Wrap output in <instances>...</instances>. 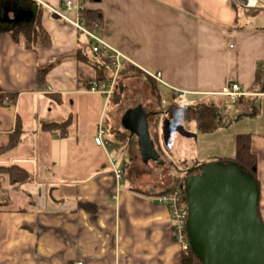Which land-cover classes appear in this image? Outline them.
Instances as JSON below:
<instances>
[{
	"label": "crops",
	"instance_id": "obj_1",
	"mask_svg": "<svg viewBox=\"0 0 264 264\" xmlns=\"http://www.w3.org/2000/svg\"><path fill=\"white\" fill-rule=\"evenodd\" d=\"M18 1L35 10L50 43L40 39L28 49L25 36L13 32L21 25L0 23V94H6L0 102V148L8 146L17 120L23 127L18 147L0 155V168L16 166L34 176L20 185L0 177V264H183L170 209L137 192L126 169L111 159L120 145L109 140L110 134L118 139L113 115L135 77L168 88L172 99L163 100L166 105L177 92L197 104L218 106L216 98L227 104L221 93L232 83L260 99L259 115L246 119L255 123L241 135H251L258 156L264 220V94L253 90L264 63V19L253 17L259 11L235 0H72L80 12L69 11V0ZM88 10L99 11L96 33L135 71L119 75L110 56L87 49L81 38L86 34L74 23ZM49 66L40 84V70ZM147 72L160 73L162 82ZM96 80L114 84L110 98L90 91ZM139 106L149 126L141 104L121 117L122 129L133 137L122 119ZM70 117L66 135L44 130ZM101 124L105 146L95 142ZM125 179L130 182L122 186Z\"/></svg>",
	"mask_w": 264,
	"mask_h": 264
},
{
	"label": "water",
	"instance_id": "obj_2",
	"mask_svg": "<svg viewBox=\"0 0 264 264\" xmlns=\"http://www.w3.org/2000/svg\"><path fill=\"white\" fill-rule=\"evenodd\" d=\"M35 18V10L18 0H0L3 25H31ZM122 124L138 138L145 164L164 163L141 106L128 110ZM184 189L188 201L187 236L202 264H264L261 191L250 172L235 163L203 164L188 171Z\"/></svg>",
	"mask_w": 264,
	"mask_h": 264
},
{
	"label": "rangeland",
	"instance_id": "obj_3",
	"mask_svg": "<svg viewBox=\"0 0 264 264\" xmlns=\"http://www.w3.org/2000/svg\"><path fill=\"white\" fill-rule=\"evenodd\" d=\"M241 13L243 18L246 12L242 10ZM258 16L264 19V12H255L253 15V17ZM85 36L82 35L81 38L85 41L87 49L92 53L93 43ZM147 78L149 77L147 76ZM142 79L135 77L133 83H130V87L125 88V94L118 103L119 110L113 115L114 130L118 139L115 134H110L109 137V140L120 144L117 149L111 150L113 163L123 172L126 169L127 178L132 181L133 187L141 191L161 192L170 188L178 179L185 177L186 173L194 168L196 162H206L212 158H233L236 155L238 136L249 132L244 131V128L250 130L252 124L255 123L245 119L239 124L234 123L214 134H201L197 130L196 123L177 124L163 114L158 117L160 110L158 109V98L154 82L150 78L149 81L145 82H142ZM160 91L162 99L171 103V91L164 87L160 88ZM215 101L218 102L222 114L236 116L234 106L223 103L220 98H216ZM256 102L260 106V99H257ZM140 104L149 113V130L162 155L161 159L164 161L162 165L153 161L145 164L141 158L138 138L131 136L122 129L121 117L124 112ZM196 104V100L190 97L188 105ZM112 108L113 103H110L108 110ZM108 117L110 118L109 114ZM108 117L107 119H109ZM259 125L263 127V124ZM128 179L122 182V186L129 184Z\"/></svg>",
	"mask_w": 264,
	"mask_h": 264
},
{
	"label": "trees",
	"instance_id": "obj_4",
	"mask_svg": "<svg viewBox=\"0 0 264 264\" xmlns=\"http://www.w3.org/2000/svg\"><path fill=\"white\" fill-rule=\"evenodd\" d=\"M81 22L88 28L90 31L96 30V25L100 28L102 25V17L99 11H84L81 17ZM13 32L17 34H23L27 41V48L33 49L36 47V44L41 39L43 43H50V39L48 34L42 28L40 23V17L38 16L35 19V23L32 25H21L14 28ZM103 52H100V54ZM108 60L112 63L113 60L108 58ZM129 71H135L134 67H131L129 63L119 71V75H123L124 73ZM52 66L46 67L40 70L39 73V83L43 84L46 81V77L48 73L51 71ZM154 82V81H152ZM156 95L158 98V109L160 110V114L167 116L172 122L177 124L182 123H196L197 130L201 134H214L220 131L223 128H228L234 123L239 122L243 119H254L259 115V107L254 99V97H246L239 105L234 106L236 108V116H230L228 114H222L220 108L214 103H198L196 105H188V102L183 105L176 104H164L162 96L160 94V90L156 87ZM257 88V89H255ZM253 90L257 91V93L264 94V68L263 64H261L257 70L254 87ZM6 94H0V102L4 101ZM11 100H15V97H10ZM72 119L71 117L63 123H51L44 125V130L54 136H58L61 134L62 136L67 134V129L71 126ZM23 135V127L20 120H17L16 128L14 132L11 134L10 142L8 146L5 148H0V155L5 154L7 152L15 150L18 145L22 141ZM211 162H219V163H235L241 167H243L246 171L250 172L253 177L257 180L258 185L261 191V184L258 178V156L253 152L252 148V137L249 134L239 135L236 140V155L233 158H212L210 161L206 162H196L194 163V168L199 167L200 165L211 163ZM193 169V168H192ZM188 173H186L185 177L178 179L173 186L170 188L157 192V191H141L137 190V192L141 193L145 196H151L155 198H159L163 195L172 193L174 191L180 190L182 191V205L188 206L187 197L184 191V183ZM7 176L13 185L16 184H26L34 181V176L27 172L26 170L13 166L10 168H0V177ZM261 202V195H260ZM259 215L262 219L261 210L259 206ZM263 223L264 220L262 219ZM183 264H202L198 257L193 252L191 246L187 253L183 256Z\"/></svg>",
	"mask_w": 264,
	"mask_h": 264
},
{
	"label": "built area",
	"instance_id": "obj_5",
	"mask_svg": "<svg viewBox=\"0 0 264 264\" xmlns=\"http://www.w3.org/2000/svg\"><path fill=\"white\" fill-rule=\"evenodd\" d=\"M236 3L246 9V10H253V11H264V0H235ZM66 7L69 9V11H76L80 12L81 8L78 4H76L75 1L69 0L66 2ZM75 28L81 32L86 34L94 43V49L93 51L95 53L103 52L106 55L110 56V58L114 61V66L116 68V71L119 72L124 63H130V61L124 57L121 53L115 51L112 49L108 44H106L96 33L95 31H90L88 28L85 27V25L80 21L78 17V21L74 23ZM96 28H99L98 25H96ZM264 68V63H263ZM149 77H152L157 82L161 81V74H151L147 72ZM114 84L110 87L107 86L106 83L100 82V81H94L90 85V91L100 93L107 98H110L113 94ZM187 94L184 92H177L176 96L173 98V104L176 105H183L187 103ZM221 96H223L227 104L232 106L239 105L246 97L252 96L249 93H246L242 90V88L232 83L229 88H226L222 93ZM105 129L103 128V125L101 124L98 130V136L95 139V142L98 146H105L103 137L105 135ZM117 177L119 179L122 178V172H117ZM182 191L177 190L172 193L163 195L159 198H157V202L159 204L167 206L171 213L172 218L174 221V232L177 236V239L181 243L182 251L184 253H187L190 249V244L188 241L187 236V220H188V206L182 205ZM74 264H84L83 262H77Z\"/></svg>",
	"mask_w": 264,
	"mask_h": 264
}]
</instances>
